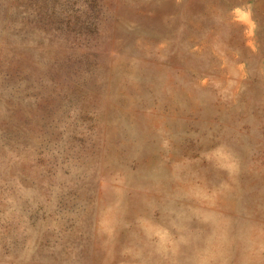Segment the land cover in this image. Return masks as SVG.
Here are the masks:
<instances>
[{
	"label": "rangeland",
	"instance_id": "374dc122",
	"mask_svg": "<svg viewBox=\"0 0 264 264\" xmlns=\"http://www.w3.org/2000/svg\"><path fill=\"white\" fill-rule=\"evenodd\" d=\"M0 113V264H211L223 224L192 218L213 212L228 264H264V0H0ZM216 142L238 175L204 161ZM169 216L192 241L175 256Z\"/></svg>",
	"mask_w": 264,
	"mask_h": 264
},
{
	"label": "clouds",
	"instance_id": "9594fccd",
	"mask_svg": "<svg viewBox=\"0 0 264 264\" xmlns=\"http://www.w3.org/2000/svg\"><path fill=\"white\" fill-rule=\"evenodd\" d=\"M246 14L247 20L241 19V15ZM232 20L236 24L244 25L245 31L250 32L253 35L256 30V21L252 18V11L250 5H238L231 10ZM161 60L167 59L165 55L159 57ZM233 81L229 80L225 82H218L214 85L217 95L224 100L228 101L230 98L229 89L233 87ZM2 114V113H0ZM163 147L168 148L169 142L167 140L163 141ZM203 158L206 163H210L214 169L225 173L229 178L238 175L241 171V159L239 153L229 144L224 142H216L212 144L209 150L203 153ZM73 175L76 173L74 171ZM117 172L115 176H119ZM57 179H60V174H57ZM221 186H226L225 182H221ZM209 196H215V192L212 189L208 190ZM116 209L117 215L115 220L106 218V213H111L113 209ZM121 213L126 215L123 208V200L119 192L116 193V199L113 203L101 208L97 211L96 219L94 221V228L98 235L114 238L117 234L118 228L124 223L123 216ZM214 217V221L202 220L199 217H193L194 222L199 225L202 229L206 228L208 233L214 236L223 224V239L219 242L218 251L211 256V264H228L230 257V249L228 245L229 240V229L233 227V222L228 218L224 217L220 212L211 213ZM145 218L138 217L136 219L137 224L144 229V224L141 222ZM226 221V222H225ZM252 225H249L248 232L249 237L251 235ZM160 231L168 233L170 241L175 243L174 256L180 252L181 245H189L192 243L190 239L186 238V234L190 231V228H185L181 230L179 227V218L173 219L171 216L159 224ZM147 234V233H146ZM157 241V251H167V246H161L159 243V236L155 237Z\"/></svg>",
	"mask_w": 264,
	"mask_h": 264
},
{
	"label": "snow or ice",
	"instance_id": "6c2138e0",
	"mask_svg": "<svg viewBox=\"0 0 264 264\" xmlns=\"http://www.w3.org/2000/svg\"><path fill=\"white\" fill-rule=\"evenodd\" d=\"M241 19L247 20V16H246V14H242V15H241Z\"/></svg>",
	"mask_w": 264,
	"mask_h": 264
}]
</instances>
